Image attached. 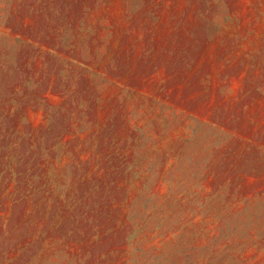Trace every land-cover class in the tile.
Here are the masks:
<instances>
[{
    "label": "rangeland",
    "instance_id": "rangeland-1",
    "mask_svg": "<svg viewBox=\"0 0 264 264\" xmlns=\"http://www.w3.org/2000/svg\"><path fill=\"white\" fill-rule=\"evenodd\" d=\"M0 264H264V0H0Z\"/></svg>",
    "mask_w": 264,
    "mask_h": 264
}]
</instances>
